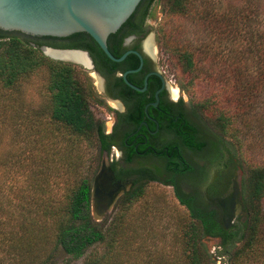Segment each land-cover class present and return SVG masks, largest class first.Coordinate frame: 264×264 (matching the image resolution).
Instances as JSON below:
<instances>
[{
    "label": "rangeland",
    "instance_id": "obj_1",
    "mask_svg": "<svg viewBox=\"0 0 264 264\" xmlns=\"http://www.w3.org/2000/svg\"><path fill=\"white\" fill-rule=\"evenodd\" d=\"M209 2L212 13L218 15L212 30L206 28L199 31V27L192 23L170 18L167 7L161 1L150 10L145 25L146 35L154 42L158 68L168 84L179 92L190 107L194 122L208 139L219 135L228 144V153L238 160L242 178L244 170L249 164L252 165L250 160L255 159L243 151L231 136L221 134L212 113L200 107V101L210 91L206 83L201 82V86L197 83L191 94L182 91V87H189L192 76L186 72L177 56L163 46L161 36L173 26L183 25L191 39L200 36L220 59L231 64H246L249 71H258L259 65L264 66V0H204L202 5ZM247 24L252 33L260 35L259 38L256 34L253 41L247 38L244 34V31H248ZM254 45L259 47L262 54L256 52ZM253 47L255 50L252 51ZM72 64L80 79L92 86L94 100L90 104L91 112L103 123L105 132L110 131L113 106L103 98L99 78L83 65ZM194 79L196 83L198 79ZM47 81L48 72L41 68L11 88L4 87L0 82V197L11 202L13 211L30 212L39 219L38 224L45 227L36 232V251L37 255H42L40 258L44 255L42 252H49L48 249L54 244L52 222L47 217L45 219L44 214L61 215L70 193L80 181L87 178L92 183L102 159L105 158L109 164L111 159L109 154L99 153L94 137L87 140L70 135L67 128L51 118ZM261 101L264 104V96ZM242 153H245V157ZM144 183L139 197L123 201L121 197L129 189L119 196L112 210L102 219L103 227L121 229L122 241H125L121 260L111 257L110 264H175L178 252L181 264H186L181 240L184 239V225L189 220L188 211L170 188L161 183ZM261 207L264 209V201ZM41 209L46 210L43 213ZM240 217L244 219L241 211ZM201 240L203 245L200 251L207 264H230V261L231 264H264V241L257 243L252 253H240L237 258L234 253L230 259L224 254L219 240L205 236ZM104 251V245H96L81 258L73 259L59 250L52 263L85 264L88 259L100 256Z\"/></svg>",
    "mask_w": 264,
    "mask_h": 264
},
{
    "label": "trees",
    "instance_id": "obj_2",
    "mask_svg": "<svg viewBox=\"0 0 264 264\" xmlns=\"http://www.w3.org/2000/svg\"><path fill=\"white\" fill-rule=\"evenodd\" d=\"M161 1L167 7L170 18L192 23L199 27V31L206 28L212 30L218 20V15L212 13L210 2L202 5L204 0L201 4V0H141L130 18L108 40L134 19L138 18L143 23L149 18L152 6ZM249 26L247 24L248 31H244L247 38L253 41L255 34L259 38L260 35L252 33ZM75 35L89 37L85 33ZM29 38L20 33L0 30L1 84L11 88L18 81L45 68L48 72L51 118L67 128L70 135L87 140L94 137L98 142L99 153L109 154L112 135L105 133L103 123L90 110L94 100L91 84L80 79L74 64L45 56ZM161 38L163 46L177 56L186 72L192 76L189 87H182V91L191 94L194 87L206 83L210 91L200 101V107L212 113L221 134L231 136L243 151L255 159H249L252 165H248L241 178V212L244 219L237 218L228 230L223 227L216 211L194 207L177 188L175 196L182 206H186L184 208L189 217L184 225V239L181 240L185 263L207 264L200 251L202 236L219 240L224 254L230 259L234 253L235 258L240 253L250 254L257 243L264 241V209L261 207L264 201V104L261 101L264 96V66L259 65L258 71L253 72L249 71L246 64H231L220 59L200 36L191 39L183 25L173 26L163 32ZM95 45V51L104 64H115ZM107 46L110 53L118 58V49L112 48L109 42ZM251 50H255V47ZM256 52L262 54L258 46ZM193 77L198 79L196 83ZM193 131H197L195 127ZM215 139L222 142L228 152V144L224 139L219 135ZM186 145L193 151H201L206 144L193 135L192 141ZM166 167L172 172H182L176 169L175 160H166ZM144 184L140 177H136L130 190L121 199L128 202L139 197ZM34 205L38 207L36 203ZM44 216L52 222L54 244L48 249L49 252L43 251L44 255L40 258L42 255H37L36 251V232L42 227L38 224L39 219L30 212L13 211L11 202L0 197V264H53L59 250L73 259H79L96 245H104L105 251L100 256L91 257L85 264H110L111 257L121 260L124 255L125 241H122L121 229L103 227L104 219L98 222L91 214L90 179H82L72 190L61 215L47 213ZM38 241L44 242L43 239ZM175 264H181L179 252Z\"/></svg>",
    "mask_w": 264,
    "mask_h": 264
},
{
    "label": "flooded vegetation",
    "instance_id": "obj_3",
    "mask_svg": "<svg viewBox=\"0 0 264 264\" xmlns=\"http://www.w3.org/2000/svg\"><path fill=\"white\" fill-rule=\"evenodd\" d=\"M146 21L134 19L119 34L107 39L112 48L118 49L119 57L130 52L122 62L112 61L115 64L109 65L98 57L95 42L87 36H25L31 37L28 40L40 50H81L88 54L93 65L90 72L99 78L102 96L113 106L111 128L105 133L112 135L109 155L115 181L128 183L130 189L133 180L140 177L143 182L161 183L174 195L178 188L194 207L214 210L221 219L215 199L228 196L235 188L241 192L239 162L218 139H208L179 92L173 93L158 68L154 45H150V51L145 49L149 39ZM193 135L206 144L201 151L186 145ZM166 160H175L176 169L182 172L169 171ZM240 211L241 204L234 222Z\"/></svg>",
    "mask_w": 264,
    "mask_h": 264
},
{
    "label": "water",
    "instance_id": "obj_4",
    "mask_svg": "<svg viewBox=\"0 0 264 264\" xmlns=\"http://www.w3.org/2000/svg\"><path fill=\"white\" fill-rule=\"evenodd\" d=\"M140 2L141 0H0V30L33 37H68L85 33L109 60L119 63L130 52L115 58L108 50L107 39L130 18ZM46 50L49 49L41 48L48 56ZM63 52L83 54L87 62L83 67L88 70L93 68L86 52L81 50ZM129 187L128 183L115 181L110 164L105 158L102 159L91 183L93 218L98 222L102 221L112 210L119 196L127 192ZM215 202L221 209L223 227L226 230L230 229L238 205L242 204L241 192L235 188L231 194L217 198Z\"/></svg>",
    "mask_w": 264,
    "mask_h": 264
},
{
    "label": "bare ground",
    "instance_id": "obj_5",
    "mask_svg": "<svg viewBox=\"0 0 264 264\" xmlns=\"http://www.w3.org/2000/svg\"><path fill=\"white\" fill-rule=\"evenodd\" d=\"M152 42V38L150 37L149 39H147L146 43H145V49L149 50L150 45H152L153 47V43ZM46 54L48 56H50L51 58H55V59H60L63 61H70V62H74L76 64H81L83 66L87 65L86 59L84 57L83 54L77 53V52H55V51H49L46 50L45 51ZM173 93L176 95L177 92L174 90Z\"/></svg>",
    "mask_w": 264,
    "mask_h": 264
}]
</instances>
